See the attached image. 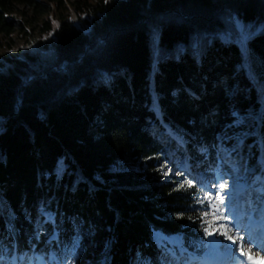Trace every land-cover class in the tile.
Wrapping results in <instances>:
<instances>
[{"label": "trees", "instance_id": "obj_1", "mask_svg": "<svg viewBox=\"0 0 264 264\" xmlns=\"http://www.w3.org/2000/svg\"><path fill=\"white\" fill-rule=\"evenodd\" d=\"M45 1L0 0L6 35L18 4L44 15L34 43L0 61V255L165 264L153 232L198 250L211 204L155 168L166 158L156 133L165 122L200 170L230 171L221 145L264 179V103L232 66L247 32L264 96V0ZM247 196L261 204L254 186Z\"/></svg>", "mask_w": 264, "mask_h": 264}, {"label": "rangeland", "instance_id": "obj_2", "mask_svg": "<svg viewBox=\"0 0 264 264\" xmlns=\"http://www.w3.org/2000/svg\"><path fill=\"white\" fill-rule=\"evenodd\" d=\"M16 7V10L9 16V18L14 21L13 30L8 35L0 31V61H4L7 52H15L18 48L32 45L39 35V25L44 15L36 20H32L30 18L31 10L20 4ZM52 16L56 17V13L53 12ZM71 16L74 21L75 17L73 13H71ZM76 22H78L77 19ZM239 30L242 29L240 28ZM242 36H247L246 38L248 39L249 33L242 32ZM221 38L225 41L228 40V37L224 34H221ZM239 44L243 49L241 41H239ZM245 61L246 58L244 59L243 57L240 64L234 63L232 66L236 70H239L241 67L244 69L247 63V61ZM252 85L254 87V84ZM259 85L261 84L259 83ZM234 86L235 82L232 81L231 87ZM255 93L257 92L255 91ZM257 98L260 102L259 97ZM260 98H264L263 93L260 94ZM256 119L259 120L258 117H256ZM161 122L166 129L164 132L157 130L156 134L162 146L159 149L161 151L163 148L166 158H161L157 163L155 162V168L158 169L163 176L173 174L181 177L180 181L196 184L201 191L202 197L210 202L211 206H209L208 211L203 214L208 218L211 225V229L206 231L205 241H209L211 238L219 241L221 243V252L225 251L224 248L233 247V241L239 243V250L245 249L244 242L250 239V234L249 236H245L243 233L244 227H246L245 224H247V222L254 221L261 213L262 207L264 206V184L258 183L259 180L256 173L248 168L245 158L233 155L232 152L221 145L218 146L219 151L223 155L224 162L228 165L230 171L221 174L215 171L207 172L200 170V162L197 161L195 164L194 162L192 163L188 157V153L186 154V152L183 151V141L172 132L165 122ZM255 133L258 134V128L255 130ZM175 141L179 142V145H177ZM236 144L239 146L240 142L237 141ZM258 159L259 151L256 160L258 161ZM184 162H186V166H184ZM261 164L264 168V162ZM262 165L260 166L262 167ZM242 179H244V181H242ZM255 181L258 185H255ZM260 184L262 185L260 186ZM251 186H254L257 193H262V205L259 207H256V204L247 196V192ZM241 191H243V193H241ZM239 211H242V213ZM39 212L43 215L44 220H52V213L47 209L40 207ZM261 218H263V216ZM39 224H41V222ZM225 231L227 237H231V239L226 238V236L222 234ZM231 232H233V236H231ZM153 240L165 247V264H190L188 263V259L195 260L202 257V254L199 255L195 250L188 253L185 252L186 256L182 261L180 256L174 253L175 250L184 253V251L182 252L183 249L178 237L162 238L158 235V232H153ZM26 254L27 252L22 256L13 254L9 257L0 255V260L5 264H19V260L22 261L20 264H41L34 259L32 253L27 254V257ZM50 257L51 254L47 259L48 261L51 260ZM14 259L17 260L16 263L12 262ZM47 260H45L46 264H48ZM39 261L41 260L39 259Z\"/></svg>", "mask_w": 264, "mask_h": 264}, {"label": "bare ground", "instance_id": "obj_3", "mask_svg": "<svg viewBox=\"0 0 264 264\" xmlns=\"http://www.w3.org/2000/svg\"><path fill=\"white\" fill-rule=\"evenodd\" d=\"M246 37L247 36H245V37L242 36V38L247 40ZM261 103L263 104L264 100ZM259 123H260V120H259ZM241 193H243V191H241ZM239 212L242 213V211H239ZM262 216H263V218H261ZM245 226L246 227H244L245 229H244L243 233L245 234V236H247V235L249 236V234H250V239H248V240L244 239L245 240V242H244L245 249L239 250V243H235L233 245V247L230 246V247L224 248V250H226L225 252L221 253V252H219V249H218V251L215 252V255L218 254V255H216V257H218L219 255L222 254L224 262H226L228 264L229 261H231L235 256L242 257L243 255H241V253H244V255L246 256L244 261L251 262L254 264H261L260 258H253V256L251 255L252 253H256V251L252 249L250 242H252V241L258 242L259 241V243L264 245V240L256 234L257 229H260L261 231L264 230V206L262 207L261 213L258 215V217L254 221L252 220V221L247 222V224H245ZM254 231H255V234H254ZM231 236H233V232H231ZM208 242L215 243L212 238ZM240 242H241V240H240ZM249 257H251L252 259L249 260ZM219 258L220 257H218L217 259H219ZM21 262L22 261L19 260V264ZM191 262L194 264H206V263H203L202 259H200V258L199 259L197 258L195 260L192 259ZM0 264H5V263L2 260H0ZM7 264H9V263H7ZM216 264H220V263L217 262Z\"/></svg>", "mask_w": 264, "mask_h": 264}, {"label": "water", "instance_id": "obj_4", "mask_svg": "<svg viewBox=\"0 0 264 264\" xmlns=\"http://www.w3.org/2000/svg\"><path fill=\"white\" fill-rule=\"evenodd\" d=\"M72 13H73L75 19H77L76 16H75V14H74V12H72ZM71 20L73 21L72 16H71ZM73 23H74L76 26H79V25H78V22H74V21H73ZM236 24H237V26H241V22H240V21H238ZM154 110H155L157 116H160L159 106H158V104H157V99H155V108H154Z\"/></svg>", "mask_w": 264, "mask_h": 264}, {"label": "snow or ice", "instance_id": "obj_5", "mask_svg": "<svg viewBox=\"0 0 264 264\" xmlns=\"http://www.w3.org/2000/svg\"><path fill=\"white\" fill-rule=\"evenodd\" d=\"M223 235H225L226 236V238H228V239H231V237H227V233H226V231L224 232V233H222ZM236 242L235 241H233V244H235ZM241 255H244V253H241ZM252 258L251 257H249V260H251Z\"/></svg>", "mask_w": 264, "mask_h": 264}]
</instances>
